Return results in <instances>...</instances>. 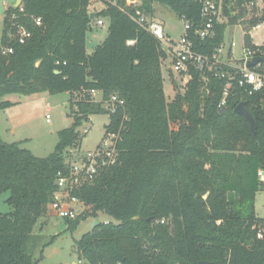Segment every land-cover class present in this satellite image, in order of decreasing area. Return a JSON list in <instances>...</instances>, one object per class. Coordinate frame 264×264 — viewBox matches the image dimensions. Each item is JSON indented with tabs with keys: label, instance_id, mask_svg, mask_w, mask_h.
Returning a JSON list of instances; mask_svg holds the SVG:
<instances>
[{
	"label": "trees",
	"instance_id": "1",
	"mask_svg": "<svg viewBox=\"0 0 264 264\" xmlns=\"http://www.w3.org/2000/svg\"><path fill=\"white\" fill-rule=\"evenodd\" d=\"M251 1L223 0L226 21L215 23L211 38L191 34L194 49L211 55L223 43L227 26L241 19L248 32L264 21V9L261 16L245 15L241 6ZM21 2L23 11L18 6L5 11L0 48L12 52L0 51V95L47 91L81 98L73 100L77 111L71 127L57 133L54 150L45 157L0 136V194L7 191L5 202L12 206L0 213V264L39 262L32 252L39 238L36 224L53 201L57 173L69 167V149L80 145L77 127L97 113L109 116L105 135H119L118 162L71 191L85 209L64 219L69 229L99 213L115 222H97L75 241L78 264H264V239L253 228L264 223L255 212L256 193L264 190L257 179V170L264 169V90L248 96L235 87L220 112L224 80L210 77L205 83L191 70V80L175 84L173 100L166 101L161 64L167 54L134 20L136 9L151 17L156 6H163L195 28L202 22L198 2ZM98 2L103 8L97 9ZM35 17L41 25H35ZM97 19L107 20L108 33L87 53L86 32ZM19 26L30 32L23 43L16 37ZM244 42L255 48L248 33ZM259 49L264 56V45ZM90 90L101 93L99 101ZM113 93L124 105L110 113L103 103ZM241 101L256 122L255 137L234 112Z\"/></svg>",
	"mask_w": 264,
	"mask_h": 264
},
{
	"label": "rangeland",
	"instance_id": "2",
	"mask_svg": "<svg viewBox=\"0 0 264 264\" xmlns=\"http://www.w3.org/2000/svg\"><path fill=\"white\" fill-rule=\"evenodd\" d=\"M15 1L0 0V46L2 45L5 11L9 7H13ZM103 6V2L96 4L97 9H101ZM154 13L155 17L162 22L164 31L169 38L173 41L178 40L182 33V22L177 15L170 8L163 6H156ZM222 19L226 20L223 17ZM230 26L233 27H227L222 45L223 52L226 53L230 40L236 43V46L233 47L232 60L240 58L242 55L240 45L242 33L247 31V24L241 20ZM249 31L250 43L264 45V21L256 31H252V29ZM107 33V20L103 25H96L93 21L91 29L86 32V52L90 53L96 45L103 42ZM161 74L164 97L166 101L170 102L177 90L175 84L181 86L182 82L181 76L171 71V59L168 55L161 64ZM99 95L97 93L93 98L98 101L101 98ZM80 98V95L71 92L51 94L47 91L26 95L21 93L0 95V136L8 143L21 142V146L31 151L35 156L45 157L54 150L58 141L57 133L71 127L75 111H77L73 100ZM108 122L107 113L91 114L86 120H83L77 127V131L82 135L80 145L78 150H70V158L78 159L80 155L93 151L101 139L106 137L104 126ZM84 129L87 130L86 133H84ZM8 195L7 191L0 194V213H8L12 210V206L5 202ZM73 208L79 213L85 209V205L79 202L74 204ZM255 212L258 217H264V190L256 193ZM97 217L81 220L76 228L69 229L65 219L51 213L48 207L45 218L38 220L34 230L35 235L39 237L32 251L36 258L40 257L37 264H72L73 262L78 264L75 241L91 228V223L115 222L112 218L103 216L101 213Z\"/></svg>",
	"mask_w": 264,
	"mask_h": 264
},
{
	"label": "built area",
	"instance_id": "3",
	"mask_svg": "<svg viewBox=\"0 0 264 264\" xmlns=\"http://www.w3.org/2000/svg\"><path fill=\"white\" fill-rule=\"evenodd\" d=\"M200 6L201 25L193 27V24L185 17L180 18L182 22V33L178 40L173 41L165 33L162 22L150 17L146 13L136 9L134 20L136 23L151 33L155 39L161 44L162 50L171 59V71L181 76L182 85H186L191 80V70L198 72L202 80L207 83L210 77L224 80L222 89V96L218 103V108H224L227 96L235 87L242 88L246 95L250 96L264 90V67L263 63L258 62L256 65L247 66L249 60L255 56H261L259 47L262 44H252L255 48H250L244 42V35L250 31H243L240 58H223V45L216 47L215 51L209 55L198 52L194 49V42L191 34L198 37L200 40L211 38L214 36V26L216 22H223L227 17L223 16L222 3L223 0H196ZM128 5L137 6L141 0H126ZM246 10L248 16H261L264 9V2L255 0L247 2L241 6ZM20 11H23L22 2L18 5ZM234 9L231 14H236ZM35 25H41V18H33ZM226 21V20H225ZM241 21V19L239 20ZM96 25H103L102 19L96 20ZM262 22L257 23L251 29L256 31L262 25ZM30 32L19 26L16 37L20 43L29 37ZM250 36V34H249ZM236 46L234 41L230 42V49L226 51V55H232V48ZM2 54L12 52L10 47H1ZM177 84V83H176ZM178 85V84H177ZM97 90H90L87 92L93 98L97 94ZM85 91H82L83 96ZM94 101H96L93 98ZM99 101V100H98ZM124 105V100L113 93L109 99L103 103V107L110 113H114L119 106ZM264 108V100L262 101ZM48 118V116H46ZM87 130L84 129V132ZM106 137L101 139L97 147L90 152L80 155L78 159H72L71 151L67 153L66 163L69 164L67 171H59L56 175V191L53 193V201L49 204L50 209L54 215L60 218L74 219L78 212L73 208L74 204L80 201L71 196L70 193L74 189H78L83 184L91 182L101 171L115 165L118 162L119 153L116 148V143L119 135L116 133H108ZM78 150V148H75ZM257 179L264 184V169L257 170ZM81 203V202H80ZM104 221L103 223H108ZM166 219L160 220V223H165ZM253 228L256 230L257 237L264 239V223L254 224Z\"/></svg>",
	"mask_w": 264,
	"mask_h": 264
},
{
	"label": "water",
	"instance_id": "4",
	"mask_svg": "<svg viewBox=\"0 0 264 264\" xmlns=\"http://www.w3.org/2000/svg\"><path fill=\"white\" fill-rule=\"evenodd\" d=\"M21 3V0H18L16 5L14 7H17L19 4ZM91 18L94 17L93 14H91L90 16ZM258 62L264 63V57L261 56H255L253 59L249 60L247 63V66H254L256 65ZM224 108L220 109V112H223ZM234 112L241 116L244 121L248 124L252 135L255 137V132H256V122L252 116V113L250 112V110L246 107V103L244 101L239 102L235 108H234ZM92 226L95 225V223L91 224ZM91 226V227H92ZM72 264H76L75 262H73ZM199 264H211L210 262H206V261H200Z\"/></svg>",
	"mask_w": 264,
	"mask_h": 264
},
{
	"label": "crops",
	"instance_id": "5",
	"mask_svg": "<svg viewBox=\"0 0 264 264\" xmlns=\"http://www.w3.org/2000/svg\"><path fill=\"white\" fill-rule=\"evenodd\" d=\"M17 1L18 0H16L15 1V4L13 5V7L16 5V3H17ZM151 17H153V18H157V17H155V14H154V16H151ZM228 27V26H227ZM227 27H226V29H227ZM229 27H233V26H229ZM226 31V30H225ZM233 32V31H232ZM243 39V38H242ZM233 40H230V42H232ZM231 47H230V44H229V46H228V48L226 49V51L228 52L229 50H231L230 49ZM224 50V49H223ZM232 51H233V48H232ZM233 53H234V51H233ZM226 55V53H224V57L223 58H229V59H231V56H233V55H227V56H225ZM222 56H223V54H222ZM234 59V58H233ZM98 94H100L99 96L101 97V93L100 92H97ZM97 95V94H96ZM49 210H50V212L52 213V210L50 209V207H49ZM54 214V213H53ZM92 224V223H91Z\"/></svg>",
	"mask_w": 264,
	"mask_h": 264
}]
</instances>
